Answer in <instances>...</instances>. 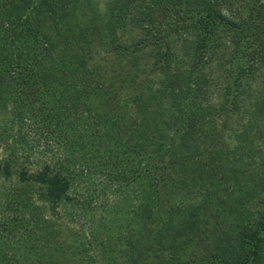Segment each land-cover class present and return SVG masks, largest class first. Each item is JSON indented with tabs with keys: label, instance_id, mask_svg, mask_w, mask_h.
Wrapping results in <instances>:
<instances>
[{
	"label": "trees",
	"instance_id": "obj_1",
	"mask_svg": "<svg viewBox=\"0 0 264 264\" xmlns=\"http://www.w3.org/2000/svg\"><path fill=\"white\" fill-rule=\"evenodd\" d=\"M0 149V264H264V0H0Z\"/></svg>",
	"mask_w": 264,
	"mask_h": 264
},
{
	"label": "rangeland",
	"instance_id": "obj_2",
	"mask_svg": "<svg viewBox=\"0 0 264 264\" xmlns=\"http://www.w3.org/2000/svg\"><path fill=\"white\" fill-rule=\"evenodd\" d=\"M2 154H3V150L0 149V155H2ZM14 183H15V181L11 180V181H8L6 183H2V185L0 186V225H1V222L7 220L6 219L7 218L6 213H2V211L4 210V207H2L3 200H4V193H5V190L7 188L9 189L12 186V184H14ZM82 191L84 192L85 191V188H83ZM81 223H82V225L85 224V222H83V221ZM77 226H81V225H77Z\"/></svg>",
	"mask_w": 264,
	"mask_h": 264
}]
</instances>
